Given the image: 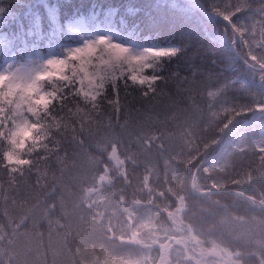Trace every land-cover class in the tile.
<instances>
[{
  "label": "trees",
  "instance_id": "16d2710c",
  "mask_svg": "<svg viewBox=\"0 0 264 264\" xmlns=\"http://www.w3.org/2000/svg\"><path fill=\"white\" fill-rule=\"evenodd\" d=\"M232 3L227 31L210 14L169 19L178 55L121 56L88 94L43 79L49 100L18 114L0 82V264H264V0ZM54 53L68 72L78 59Z\"/></svg>",
  "mask_w": 264,
  "mask_h": 264
},
{
  "label": "snow or ice",
  "instance_id": "6c2138e0",
  "mask_svg": "<svg viewBox=\"0 0 264 264\" xmlns=\"http://www.w3.org/2000/svg\"><path fill=\"white\" fill-rule=\"evenodd\" d=\"M170 8L173 15L155 16L135 0H7L0 2V52L19 56L61 52L75 61L90 54H115L159 63L178 55L181 44L163 36L169 19H208L219 17L225 24L241 18L243 8L232 0H196L190 9L185 0H171L152 9ZM87 11H84V9ZM174 27V24L171 25ZM78 38V39H76ZM50 66L64 64L63 56Z\"/></svg>",
  "mask_w": 264,
  "mask_h": 264
},
{
  "label": "rangeland",
  "instance_id": "374dc122",
  "mask_svg": "<svg viewBox=\"0 0 264 264\" xmlns=\"http://www.w3.org/2000/svg\"><path fill=\"white\" fill-rule=\"evenodd\" d=\"M98 55L90 54L82 59L78 58L76 63L71 65L69 72L64 65L50 66L48 64L49 58L56 61L58 57H61L57 54H50L44 57L45 63H35L28 60L12 67L4 64L0 66V82H5L10 89L16 92L15 109L18 114H22V111L26 107L29 108L33 102L38 100L46 102L49 100L50 91L44 86L43 79H49L48 81L54 82L55 77L58 75L64 79H73L77 84L82 85L83 92L87 89L86 93H90L91 89L97 86V80L95 79L98 76L101 77L104 70L108 69L111 64L116 63L123 56L115 54L104 55L103 53ZM123 57L133 59L131 56ZM148 63L153 64V61H148ZM133 77L139 79L137 75H133ZM25 126L26 121H24V116L21 115L11 130L7 159L19 160L17 147L20 144V138L25 135Z\"/></svg>",
  "mask_w": 264,
  "mask_h": 264
},
{
  "label": "water",
  "instance_id": "95a60500",
  "mask_svg": "<svg viewBox=\"0 0 264 264\" xmlns=\"http://www.w3.org/2000/svg\"><path fill=\"white\" fill-rule=\"evenodd\" d=\"M212 191H215L216 189H211ZM207 190H200V191H198V193H204V192H206ZM233 191H236V190H233ZM247 196H249V195H247ZM262 204H264V202H261Z\"/></svg>",
  "mask_w": 264,
  "mask_h": 264
},
{
  "label": "bare ground",
  "instance_id": "6f19581e",
  "mask_svg": "<svg viewBox=\"0 0 264 264\" xmlns=\"http://www.w3.org/2000/svg\"><path fill=\"white\" fill-rule=\"evenodd\" d=\"M239 40H240V39H239ZM239 40H238V41H239Z\"/></svg>",
  "mask_w": 264,
  "mask_h": 264
}]
</instances>
